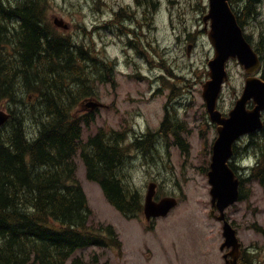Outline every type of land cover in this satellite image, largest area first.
<instances>
[{
    "label": "rangeland",
    "instance_id": "obj_1",
    "mask_svg": "<svg viewBox=\"0 0 264 264\" xmlns=\"http://www.w3.org/2000/svg\"><path fill=\"white\" fill-rule=\"evenodd\" d=\"M132 0H41L46 21L60 36L77 45L94 47L104 70L113 79H96L91 96L78 101L73 109L78 119L92 120L84 139L100 130L125 133L123 143L152 136L149 152L130 147L126 171L130 183L142 196L143 204L150 183L158 184L157 200L174 197L178 206L165 218L148 222L142 212L125 218L107 201L100 185L88 179L83 160L78 157L77 179L84 188L92 219L96 224L112 225L123 243L117 249L90 247L78 251L86 264H225L221 246L222 223L211 217L210 168L212 145L217 138L210 124L203 99V84L209 80L208 63L214 58L203 17L209 0H155L148 5L147 26L131 34L120 24L122 17L134 12L143 16L141 6ZM247 0H232L233 9L243 17ZM259 15L244 18V33L253 46L264 43V0L254 5ZM123 9V10H122ZM113 12H123L113 16ZM55 18L69 24L67 31L54 25ZM191 50L189 52V49ZM229 81L224 85L218 109L228 114L241 97L247 74L235 60L228 63ZM97 78V77H96ZM23 103L3 104L0 109L23 117L29 137H36L41 112L38 92L20 95ZM97 102L102 108L90 109ZM167 114L183 128L180 136L188 152H183L172 134L160 132ZM3 130L1 135H5ZM251 137L237 144L233 163L242 181L245 198L226 210L227 220L237 230L243 254L253 264H264V187L249 178L255 165ZM206 144V146H205ZM73 257L69 260L71 264Z\"/></svg>",
    "mask_w": 264,
    "mask_h": 264
},
{
    "label": "trees",
    "instance_id": "obj_2",
    "mask_svg": "<svg viewBox=\"0 0 264 264\" xmlns=\"http://www.w3.org/2000/svg\"><path fill=\"white\" fill-rule=\"evenodd\" d=\"M260 2L247 0L243 17L234 9L241 27L244 18L259 15L254 5ZM152 3L157 5L147 0L149 6ZM253 47L263 62L264 79V43L263 48ZM95 53L94 47L58 35L46 21L41 0H0V101L23 103L21 94L38 92L41 102V112L35 116L40 125L36 137L28 136L26 122L17 115L0 130V264H68L78 251L95 246L122 252L115 227L92 219L77 179L78 157L88 179L100 185L107 201L125 218L143 212L142 196L125 168L130 147L149 152L152 136L126 147L125 133L102 129L85 140L84 130L92 120L74 116L75 104L91 96L96 79L113 81ZM174 119L167 114L160 132L173 133L176 144L188 152L179 134L183 128ZM250 137L255 165L249 178L264 187V128ZM230 165L237 170L235 163ZM244 198L241 189L240 200ZM243 261L253 264L246 255ZM71 264L86 262L77 256ZM93 264H99L97 256Z\"/></svg>",
    "mask_w": 264,
    "mask_h": 264
},
{
    "label": "water",
    "instance_id": "obj_3",
    "mask_svg": "<svg viewBox=\"0 0 264 264\" xmlns=\"http://www.w3.org/2000/svg\"><path fill=\"white\" fill-rule=\"evenodd\" d=\"M203 21L215 49L214 58L208 63L209 80L203 84V99L207 112L218 132L208 172L214 208L211 217L223 224L225 241L221 250H229L224 255L225 264H238L242 245L237 230L227 220L226 210L240 200L241 181L231 168L230 162L237 141L264 128V80L259 75L262 61L247 41L243 28L231 8L230 0H209V12ZM54 24L63 30L69 28V25L59 18H55ZM190 50L191 47L189 52ZM230 60L238 61L248 77L241 97L226 117L218 109V103L224 84L229 80ZM250 103H253L252 108H249ZM98 106L97 102L86 103V107L90 109H96ZM10 119L11 114L0 109V128ZM157 186V183H150L145 197L144 213L148 221L152 218L167 217L178 205L174 197L156 201Z\"/></svg>",
    "mask_w": 264,
    "mask_h": 264
},
{
    "label": "flooded vegetation",
    "instance_id": "obj_4",
    "mask_svg": "<svg viewBox=\"0 0 264 264\" xmlns=\"http://www.w3.org/2000/svg\"><path fill=\"white\" fill-rule=\"evenodd\" d=\"M132 3L139 5L144 10V15L141 17H138L137 14L135 15L134 12H129L125 17H122V22H120L121 25H123L124 28L128 29V31L131 34H136V29L143 30V28H146L147 26V13H148V4L147 0H132ZM123 10V9H122ZM123 12H113V16L117 19L119 16L123 15ZM10 112V111H9ZM11 113V112H10ZM239 264H246L245 261H243V252L241 257L239 258Z\"/></svg>",
    "mask_w": 264,
    "mask_h": 264
}]
</instances>
